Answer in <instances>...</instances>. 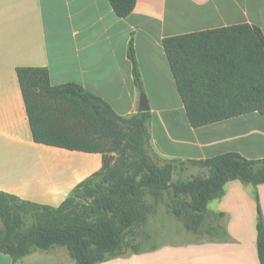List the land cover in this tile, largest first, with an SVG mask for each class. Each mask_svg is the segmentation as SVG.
Listing matches in <instances>:
<instances>
[{
	"label": "crops",
	"instance_id": "crops-1",
	"mask_svg": "<svg viewBox=\"0 0 264 264\" xmlns=\"http://www.w3.org/2000/svg\"><path fill=\"white\" fill-rule=\"evenodd\" d=\"M244 23L264 33V0H137L125 18L115 14L109 0H0V190L58 206L102 166L100 153L33 140L16 68L47 67L53 85L78 82L118 114L130 116L140 112L142 95L128 56L131 42L150 105V143L159 156L201 160L236 151L264 158V115L258 112L199 128L190 125L162 45L166 37ZM158 86L161 91L171 86L176 102L154 106L149 91ZM256 195L264 220V183L231 180L224 195L209 202L211 213H223L226 238L194 237L184 228V241L151 244L100 264H260ZM0 264L13 260L0 252ZM16 264L75 261L66 247H56L37 250Z\"/></svg>",
	"mask_w": 264,
	"mask_h": 264
},
{
	"label": "trees",
	"instance_id": "trees-1",
	"mask_svg": "<svg viewBox=\"0 0 264 264\" xmlns=\"http://www.w3.org/2000/svg\"><path fill=\"white\" fill-rule=\"evenodd\" d=\"M137 0H109L129 16ZM172 75L193 128L244 114L264 115V33L250 24L166 37ZM128 56L135 85L144 93L136 52ZM33 140L100 153L102 166L58 205L25 200L0 190V252L13 264L37 251L66 247L75 264H100L140 253L150 218L165 206L195 236L226 238L223 213H211L231 180L264 183V158L229 151L201 160H155L149 153L151 112L118 114L103 97L78 82L53 85L47 67L16 68ZM203 169L184 177L189 164ZM257 198V252L264 264V220Z\"/></svg>",
	"mask_w": 264,
	"mask_h": 264
},
{
	"label": "rangeland",
	"instance_id": "rangeland-1",
	"mask_svg": "<svg viewBox=\"0 0 264 264\" xmlns=\"http://www.w3.org/2000/svg\"><path fill=\"white\" fill-rule=\"evenodd\" d=\"M159 88L160 86H158V91L157 90L149 91V95L151 97L154 106L170 105L172 102H176L175 95L177 92L173 91L171 86L162 87V89L164 88L165 91H161L159 90ZM152 120H153L152 121L153 124H155V126L158 127L157 117L154 116ZM149 153L155 160L159 162L164 161V159L161 156H159V154L156 152L154 145L151 143H149ZM202 173H203V169L201 167H199L195 163H191L189 169L184 173V177L189 178L192 175H200ZM179 229H181V231H179ZM183 230H184V225L174 216L166 213L165 206H162L159 209L158 214L150 218L148 225L145 228V231L150 233V235L145 237V239L142 241L143 243L142 250H147V248H149L151 244L162 246L165 243L168 244L177 243L176 240L183 239L182 241H184L185 236L182 233H180ZM191 235L194 237H198L195 236L193 233H191Z\"/></svg>",
	"mask_w": 264,
	"mask_h": 264
},
{
	"label": "water",
	"instance_id": "water-1",
	"mask_svg": "<svg viewBox=\"0 0 264 264\" xmlns=\"http://www.w3.org/2000/svg\"><path fill=\"white\" fill-rule=\"evenodd\" d=\"M149 110H150V105H149L147 96H146L145 93H142L139 111L140 112H145V111H149Z\"/></svg>",
	"mask_w": 264,
	"mask_h": 264
}]
</instances>
